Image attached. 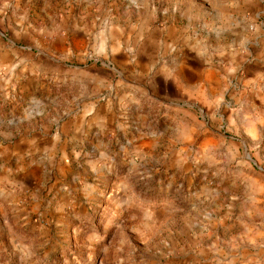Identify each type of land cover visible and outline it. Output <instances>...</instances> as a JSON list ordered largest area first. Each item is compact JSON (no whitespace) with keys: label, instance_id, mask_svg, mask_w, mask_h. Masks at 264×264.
Segmentation results:
<instances>
[{"label":"rangeland","instance_id":"374dc122","mask_svg":"<svg viewBox=\"0 0 264 264\" xmlns=\"http://www.w3.org/2000/svg\"><path fill=\"white\" fill-rule=\"evenodd\" d=\"M69 2L4 5L27 18L18 36L0 26L23 92L4 107V144L40 126L10 125L20 113L48 130L86 113L94 132L10 161L39 171L0 181V264H264V110L238 118L264 0H90L73 14ZM233 46L239 61L220 63ZM232 196L240 213L225 217Z\"/></svg>","mask_w":264,"mask_h":264},{"label":"crops","instance_id":"0c3cea01","mask_svg":"<svg viewBox=\"0 0 264 264\" xmlns=\"http://www.w3.org/2000/svg\"><path fill=\"white\" fill-rule=\"evenodd\" d=\"M89 1L90 0H70L68 3L69 5H67L69 6L67 12H69V14H73L75 8L82 10L84 7L88 6ZM7 2L8 0L0 1V15H2L0 17V26L4 28L7 22L12 33L15 36H18V33H16V26L17 24H20L19 22H26L27 18L24 17V19H21L16 15H9L6 11V7H4ZM74 22L76 23L74 26H72L74 38L78 40H84V38L87 36L85 24L79 23L77 20ZM22 27L25 30L29 28L27 25L21 24V28ZM69 37V35H65L63 39H60V41L66 42ZM261 43L262 47L260 49L263 48V51L259 52V55L256 56L255 59L246 66L241 67L245 68L244 72L247 73L246 76L248 78L246 80V85L244 86V91L238 99V103L243 109L238 118H250L253 117V110H264V37ZM239 50L240 49L238 47L233 46L232 49L228 50L226 54L221 56L219 62L222 64L231 63V65H233V61H239ZM19 55L20 54L16 50L10 48L3 41H0V181H3L2 183L5 184V186L7 184L31 185L34 183L35 176L38 175L39 167L35 166L32 162L31 164L26 162L18 169L14 168L10 162L13 158L22 157V159L25 160L26 157L32 156L35 151L53 152L56 150L55 141L58 139L61 140L63 135H70V137L74 136L80 139L83 138L84 135L94 132V128L92 126L86 127L85 125V121L89 115L86 113L81 118L71 115V113L68 115H61L60 121H56L57 127L54 129L52 128L51 130H48L46 127L43 128L41 124H38L39 120L36 118V114L23 115L20 113L19 115L14 114L11 116L12 118L9 120L10 125H28L29 123H34L37 126H40L38 128H35L34 126L27 127L25 131H22L21 133L17 132L15 134L16 139L12 141V144H4L5 137L10 135L14 136V132L9 131L7 127H4L7 121L3 113L4 107L7 105V103L14 101L17 98V95H23L22 89L17 90L16 87H13V79L9 77L8 74H6L8 69H13L14 72L16 71L14 67L16 65L18 67L19 65V63L16 64L20 57ZM174 58L180 61V57L178 55H175ZM215 70L218 71L216 68ZM218 76L220 79V77L223 76L222 72H219L215 78L211 74L207 76L208 85L211 88L222 86V84L218 81ZM124 93L132 94L133 89L129 88L124 90ZM77 105L79 106V103H77ZM244 108L247 109V112L244 111ZM42 115L43 112H41L39 117L42 118ZM13 171L14 176H12ZM218 209L220 212L223 209L222 213L225 217L226 214H228L231 218L236 217L240 213L239 205L234 202L233 196L230 203H223L218 207ZM213 212L215 213L216 211L213 210ZM225 230L226 231H223V233L216 231V237L223 239L224 235L227 236V234H229V229L227 228ZM226 240L229 241L227 238Z\"/></svg>","mask_w":264,"mask_h":264}]
</instances>
